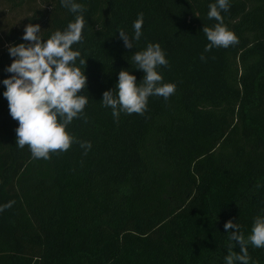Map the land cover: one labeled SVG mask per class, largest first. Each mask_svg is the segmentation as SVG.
<instances>
[{
	"label": "trees",
	"instance_id": "obj_1",
	"mask_svg": "<svg viewBox=\"0 0 264 264\" xmlns=\"http://www.w3.org/2000/svg\"><path fill=\"white\" fill-rule=\"evenodd\" d=\"M44 1L46 40L77 14ZM75 2L86 9L72 49L88 103L66 127L74 137L67 151L45 160L16 145L3 80L12 75L9 46L29 42L15 35L0 52V207L13 202L0 211V264H226L240 245L224 224L236 223L247 239L264 216V0H229L221 15L239 43L209 52L202 29L217 23L208 18L217 0ZM149 43L163 50L168 67L156 71L175 93L149 96L143 115L114 119L103 93L116 94L121 70L143 82L132 57ZM247 247L249 264H264V247Z\"/></svg>",
	"mask_w": 264,
	"mask_h": 264
},
{
	"label": "clouds",
	"instance_id": "obj_2",
	"mask_svg": "<svg viewBox=\"0 0 264 264\" xmlns=\"http://www.w3.org/2000/svg\"><path fill=\"white\" fill-rule=\"evenodd\" d=\"M61 4L77 14L75 20L64 31L57 30L46 40L40 36L39 24L26 25L22 40L29 43L9 46V55L14 59L6 71L12 75L3 80L6 86L3 95L7 99L10 115L19 124L15 130L16 145L21 149L27 145L33 158L45 160L50 159V152H64L71 147L74 137L66 131V127L74 118L83 115L88 103V96L78 94L85 89L87 79L76 66V60L81 54L72 49L74 44L82 42L85 25L82 13L86 9L75 0H61ZM229 7V0H217L209 5L208 18L215 19L217 23L202 29L209 41L205 52L211 51L213 47L228 48L239 43L238 37L223 23L221 12L228 11ZM142 26L143 13H139L133 23V39H140ZM118 33L125 48H133L132 39L123 30ZM132 59L137 69L145 74L143 82L138 85L134 75L121 70L115 86L116 94H113V90L105 91L101 100L103 106L111 107L112 115L117 120L121 112L143 115L149 96L157 95L167 100L176 90L175 84H162L163 77L156 71L159 66L168 67V61L158 43H149L145 50L136 52ZM200 59L205 60V56L201 55ZM79 62L85 67V59ZM79 143L86 155L91 149V143ZM12 203L0 207V211L11 207ZM224 228L235 229L230 233L229 241L240 245L239 254L230 251L225 257L226 264H234L236 261L249 264V243L257 248L264 247V216L254 218L247 239L239 230V225L231 220L224 224ZM233 247L231 243L229 248Z\"/></svg>",
	"mask_w": 264,
	"mask_h": 264
},
{
	"label": "rangeland",
	"instance_id": "obj_3",
	"mask_svg": "<svg viewBox=\"0 0 264 264\" xmlns=\"http://www.w3.org/2000/svg\"><path fill=\"white\" fill-rule=\"evenodd\" d=\"M48 8L44 0H0V52L8 48L9 39L23 35L26 25H41Z\"/></svg>",
	"mask_w": 264,
	"mask_h": 264
}]
</instances>
